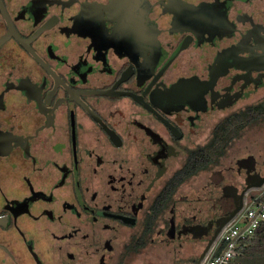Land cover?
<instances>
[{
    "label": "flooded vegetation",
    "instance_id": "1",
    "mask_svg": "<svg viewBox=\"0 0 264 264\" xmlns=\"http://www.w3.org/2000/svg\"><path fill=\"white\" fill-rule=\"evenodd\" d=\"M261 88L264 0H0V264H196L244 164L176 191L240 127L163 189Z\"/></svg>",
    "mask_w": 264,
    "mask_h": 264
},
{
    "label": "trees",
    "instance_id": "2",
    "mask_svg": "<svg viewBox=\"0 0 264 264\" xmlns=\"http://www.w3.org/2000/svg\"><path fill=\"white\" fill-rule=\"evenodd\" d=\"M264 116V100L255 107H249L240 112V124L232 126L231 120L223 122L217 127L214 139L201 151L211 149L210 155L196 154L192 156L186 165L180 170L179 178L170 186L163 189V200L166 201L174 191L176 185L183 179L194 173L197 169L207 165L209 161H214L222 152L223 147L232 136L246 125L252 123L257 118ZM224 127L228 128V134L221 140L220 134ZM199 151V152H201ZM201 155V156H200ZM259 200L264 201V192L259 196ZM241 246L228 262V264H264V219L245 238L240 239Z\"/></svg>",
    "mask_w": 264,
    "mask_h": 264
},
{
    "label": "rangeland",
    "instance_id": "3",
    "mask_svg": "<svg viewBox=\"0 0 264 264\" xmlns=\"http://www.w3.org/2000/svg\"><path fill=\"white\" fill-rule=\"evenodd\" d=\"M256 95L260 99H264V88H261ZM252 156L257 164H262L264 161V116L260 117L258 120L254 121L243 127L240 130V135L234 138L224 151V154L218 158V166L212 165L208 167L206 170L199 172L197 175L192 176L189 180L182 183L177 189L176 194H182L188 196L193 194L195 189H199V186L202 184L204 180L208 177L210 172L216 174L214 172L215 168H219L221 166H227L228 171H226L227 177L231 178L235 173V169L232 167L235 166V161L238 158H243L247 156ZM243 171L240 173V183L243 180L242 176ZM219 176V173L217 174ZM253 192H257L253 191ZM184 201V200H183ZM179 202L178 207L182 208L187 204V201ZM200 242H190L187 239H181L179 241H175L171 244H165L164 242L157 241V237H155V241L149 242L144 248H148L150 253H154L156 248H172V246L177 244V248H182L187 250L188 252L197 253L200 247ZM154 260H157L156 258ZM169 261L165 260V264H168Z\"/></svg>",
    "mask_w": 264,
    "mask_h": 264
},
{
    "label": "built area",
    "instance_id": "4",
    "mask_svg": "<svg viewBox=\"0 0 264 264\" xmlns=\"http://www.w3.org/2000/svg\"><path fill=\"white\" fill-rule=\"evenodd\" d=\"M256 190L257 195L253 199L248 196L243 200L241 208L222 226L196 264H228L236 255L241 246L240 239L245 238L264 219V201L259 200L264 192V183Z\"/></svg>",
    "mask_w": 264,
    "mask_h": 264
},
{
    "label": "water",
    "instance_id": "5",
    "mask_svg": "<svg viewBox=\"0 0 264 264\" xmlns=\"http://www.w3.org/2000/svg\"><path fill=\"white\" fill-rule=\"evenodd\" d=\"M254 158L252 156H247L240 158V164H244V187L240 190V206L235 208L234 211H237L241 208L243 204V200L250 196V192L252 190H256L261 187L264 183V172L263 170H258L255 168ZM234 215L232 212L229 216H227L226 220L230 219ZM217 230L215 231L214 235L208 242L207 247L210 245L211 241L216 236ZM206 249V248H205ZM201 257V256H200Z\"/></svg>",
    "mask_w": 264,
    "mask_h": 264
},
{
    "label": "crops",
    "instance_id": "6",
    "mask_svg": "<svg viewBox=\"0 0 264 264\" xmlns=\"http://www.w3.org/2000/svg\"><path fill=\"white\" fill-rule=\"evenodd\" d=\"M256 195H257V192H253V191H252V192L250 193V197H249V198H250V199H253V197H255ZM251 201L253 202V200H251Z\"/></svg>",
    "mask_w": 264,
    "mask_h": 264
}]
</instances>
